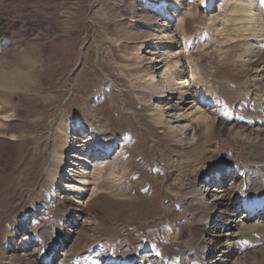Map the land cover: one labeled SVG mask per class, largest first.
<instances>
[{
	"label": "rangeland",
	"instance_id": "1",
	"mask_svg": "<svg viewBox=\"0 0 264 264\" xmlns=\"http://www.w3.org/2000/svg\"><path fill=\"white\" fill-rule=\"evenodd\" d=\"M191 1L198 11L206 2ZM213 3L214 12L219 14L223 0ZM171 5L168 0H0V81L4 86H0V264H7L3 254L14 236L20 239L30 230L39 231L45 224L53 223L61 206L69 213L83 208V212L97 219L99 239L89 240L86 250L106 238L111 244L110 237L118 234L121 246L130 241L139 249L144 242L153 240L161 248L160 254L178 252L180 249L169 234L173 224L181 228L183 241L191 239L192 225L198 219L188 213L185 199L192 200L183 192L175 195L169 191L167 186L174 176H169L172 169L167 165L177 152L183 157L196 153L195 145L182 143L176 147L178 142L169 131L159 125L148 128L145 123L155 126L151 112L144 108L130 80L134 67L131 63L136 61L133 47L146 39L157 41L154 33L162 22L174 29L176 20L172 15L177 12ZM166 6L173 8L171 14L167 15ZM206 17L203 15L201 21L196 16H186L190 37L203 29ZM164 38L162 45H175L174 39ZM211 48L202 54L194 49L193 59L218 76L217 91L226 105H232L236 98L227 87V79L242 80L241 69L234 59L219 60L213 41ZM150 51L151 47L147 48L146 57H150ZM8 111L14 116L10 121L5 119L6 123ZM136 111H141L144 120L135 115ZM71 119L78 128L90 123L99 129L108 121L117 125L118 138L120 134L125 137V155H134L131 163H135V170L129 172L127 179L130 197L113 200L107 191H102L87 205L81 202L78 207L71 195L59 198L48 172L42 166L36 168L34 155H39L46 145V154L57 145L60 125L68 128ZM213 133L211 139H216L210 143L216 148L214 153L210 149L211 154L219 152L225 163L238 159V154L245 151V141L231 138L217 128ZM183 160L187 163L186 158ZM230 187L237 188L238 184ZM41 191L55 196L45 211L41 210ZM61 227L60 235H68L69 225ZM251 239L259 241L257 244L264 242V224L253 229ZM261 256L258 253L257 257ZM188 259L184 264L190 263Z\"/></svg>",
	"mask_w": 264,
	"mask_h": 264
},
{
	"label": "bare ground",
	"instance_id": "2",
	"mask_svg": "<svg viewBox=\"0 0 264 264\" xmlns=\"http://www.w3.org/2000/svg\"><path fill=\"white\" fill-rule=\"evenodd\" d=\"M168 1L177 12L172 15L176 20L174 29L162 22L154 33L157 41L146 39L139 48L133 47L136 61L131 63L134 67L130 80L155 123L154 127L145 123L147 127L156 129L159 125L169 131L178 142L176 147L182 143L195 145L196 153L183 157V153L177 152L167 165L172 169L169 176H174L167 186L169 191L188 196L192 200L185 199L188 213L198 219L187 241L180 236L181 228L171 226L169 234L180 249L174 253L179 260L172 257V252L160 254L161 248L153 240L144 242L139 249L130 241H123L121 246L118 234L110 237L111 244L106 238V242L98 240L86 250L89 240L99 239L97 219L83 212V208L76 209L78 213H69L61 206L53 223L45 224L39 231L29 229L20 239L12 238L3 254L7 264H184L185 258H200L202 264H264V242L257 244L258 240L251 239L253 229L264 224V0H223L219 14L214 12L213 0H206L200 11L191 0ZM172 7L166 6L167 15L173 11ZM203 15L207 16L206 26L190 37L186 16H196L202 21ZM163 34L166 39H174L175 45L168 42L162 45ZM212 41L219 60L234 59L241 69L242 80L227 79V87L236 98L232 105H226L217 91L218 76L193 59L194 49L206 53L212 49ZM149 47L154 52L150 51V57H146L144 53ZM0 86L4 87L1 81ZM110 95L113 99L115 94ZM66 110L64 107L63 112ZM135 115L143 119L141 111ZM13 116L8 111L3 118L10 121ZM74 120H69L68 128L59 123L58 144L49 148L47 154L43 152L47 145L41 147V153L34 155L35 167L42 166L48 172L59 198L71 195L78 207L81 202L87 205L102 191H107L113 200L130 197L127 179L129 172L135 170V163H131L134 155H125V137L120 134L118 138L117 125L108 121L99 129L90 123L78 128ZM216 128L231 138L245 141V151L238 154V159L225 163L219 152L211 154L216 148L210 143L216 139H211ZM11 137L16 139L17 135L12 133ZM235 183L238 187L231 188L230 184ZM246 193L259 196L251 207L242 201ZM39 194L43 202L40 209L45 211L55 196L42 191ZM62 225H69L68 235H60Z\"/></svg>",
	"mask_w": 264,
	"mask_h": 264
}]
</instances>
